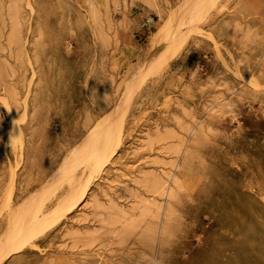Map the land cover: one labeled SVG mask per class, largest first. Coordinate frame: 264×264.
Wrapping results in <instances>:
<instances>
[{
  "label": "rangeland",
  "instance_id": "1",
  "mask_svg": "<svg viewBox=\"0 0 264 264\" xmlns=\"http://www.w3.org/2000/svg\"><path fill=\"white\" fill-rule=\"evenodd\" d=\"M258 144L264 0H0V264L194 257L217 208L264 200ZM187 152L166 248L143 200Z\"/></svg>",
  "mask_w": 264,
  "mask_h": 264
},
{
  "label": "bare ground",
  "instance_id": "2",
  "mask_svg": "<svg viewBox=\"0 0 264 264\" xmlns=\"http://www.w3.org/2000/svg\"><path fill=\"white\" fill-rule=\"evenodd\" d=\"M185 1L186 0H182V3ZM218 103L219 101H216L211 106H208L207 111L215 110L217 106L220 105H218ZM258 132L259 131L257 130L255 131L256 134ZM257 147L262 149L264 148V145L258 144L256 148ZM182 153L181 155H183V157L174 162L171 171L157 173V175L153 177L152 187H154V192L162 194L165 200H163V202H158V200L156 201L154 198V195L148 196L143 200V204L146 208L149 209L151 206H154L156 209H161L160 213L163 216L161 223L163 234L162 241L164 244L163 246L166 248L170 247L172 244L173 240L169 239V237L174 234L176 222H180V219L174 212V202L179 200L180 188L183 183L181 175L177 173V169L180 165L181 167L187 168L190 161L189 153ZM262 153H264V151H262ZM106 159L107 154H103L100 159V164L105 162ZM254 162L258 167L261 164L259 159H255ZM97 168L98 162L90 167L89 175L85 179L84 185L78 190L79 197L84 195L88 184L93 179L95 173H97ZM259 171L262 172V170ZM89 200L90 202H93L95 213L98 216H101L102 208L94 196ZM246 204V202H243L242 205H239L238 203L227 201L223 208L220 207L216 209V229L205 237V243L196 250L194 257L183 259L176 254H173L171 257L165 254L159 264H215L216 262H219V260L220 262L223 261L222 256L225 254L223 252L224 247L229 246L236 248L234 250L237 251L238 254L241 253L240 255L232 257L231 260H228L230 263H237L241 260L246 264H260L261 261L258 260L251 243L264 239V200L260 197V199H256L254 203H251L249 206H245ZM142 207L143 206H141V208ZM119 212L124 217H130L132 215L131 211L120 210ZM179 224L180 223H178V225ZM235 235H238V237ZM262 257H264V255H262Z\"/></svg>",
  "mask_w": 264,
  "mask_h": 264
},
{
  "label": "crops",
  "instance_id": "3",
  "mask_svg": "<svg viewBox=\"0 0 264 264\" xmlns=\"http://www.w3.org/2000/svg\"><path fill=\"white\" fill-rule=\"evenodd\" d=\"M142 7L144 8V6H138L137 5V10L133 14L134 18L136 19V21H138V19H143L144 20L145 13L143 12V8Z\"/></svg>",
  "mask_w": 264,
  "mask_h": 264
}]
</instances>
